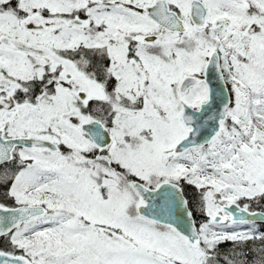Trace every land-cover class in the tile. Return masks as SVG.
Returning a JSON list of instances; mask_svg holds the SVG:
<instances>
[{"label":"snow or ice","instance_id":"snow-or-ice-1","mask_svg":"<svg viewBox=\"0 0 264 264\" xmlns=\"http://www.w3.org/2000/svg\"><path fill=\"white\" fill-rule=\"evenodd\" d=\"M0 264H264V0H0Z\"/></svg>","mask_w":264,"mask_h":264}]
</instances>
